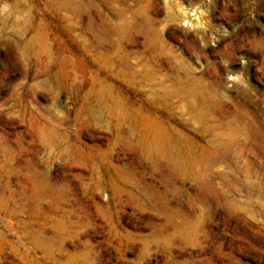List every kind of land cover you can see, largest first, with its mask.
Here are the masks:
<instances>
[{
  "label": "rangeland",
  "instance_id": "1",
  "mask_svg": "<svg viewBox=\"0 0 264 264\" xmlns=\"http://www.w3.org/2000/svg\"><path fill=\"white\" fill-rule=\"evenodd\" d=\"M0 264H264V0H0Z\"/></svg>",
  "mask_w": 264,
  "mask_h": 264
}]
</instances>
